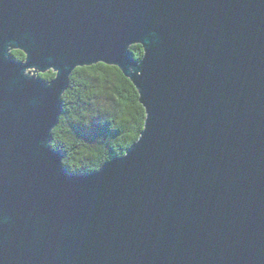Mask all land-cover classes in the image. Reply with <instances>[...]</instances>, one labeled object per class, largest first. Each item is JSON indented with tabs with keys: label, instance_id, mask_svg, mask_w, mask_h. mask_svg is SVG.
I'll use <instances>...</instances> for the list:
<instances>
[{
	"label": "water",
	"instance_id": "water-1",
	"mask_svg": "<svg viewBox=\"0 0 264 264\" xmlns=\"http://www.w3.org/2000/svg\"><path fill=\"white\" fill-rule=\"evenodd\" d=\"M100 63L145 126L74 174L53 131ZM0 264H264V0H0Z\"/></svg>",
	"mask_w": 264,
	"mask_h": 264
},
{
	"label": "trees",
	"instance_id": "trees-1",
	"mask_svg": "<svg viewBox=\"0 0 264 264\" xmlns=\"http://www.w3.org/2000/svg\"><path fill=\"white\" fill-rule=\"evenodd\" d=\"M131 53L136 61L144 55L140 45L131 47ZM12 56L17 61L26 58L21 51H13ZM38 76L51 83L56 74ZM139 98L133 83L115 66L77 68L63 95V111L52 138V147L64 154V167L87 175L125 155L145 126L146 112Z\"/></svg>",
	"mask_w": 264,
	"mask_h": 264
}]
</instances>
